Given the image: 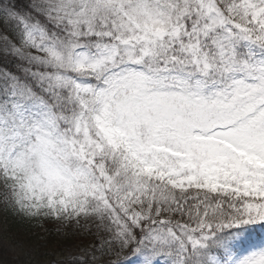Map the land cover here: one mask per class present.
Instances as JSON below:
<instances>
[{"label":"snow or ice","instance_id":"1","mask_svg":"<svg viewBox=\"0 0 264 264\" xmlns=\"http://www.w3.org/2000/svg\"><path fill=\"white\" fill-rule=\"evenodd\" d=\"M0 204V264H264V0H0Z\"/></svg>","mask_w":264,"mask_h":264},{"label":"rangeland","instance_id":"2","mask_svg":"<svg viewBox=\"0 0 264 264\" xmlns=\"http://www.w3.org/2000/svg\"><path fill=\"white\" fill-rule=\"evenodd\" d=\"M6 219H7V216L4 214L3 211L0 210V227H2L5 224V220ZM44 227L47 228V229H49V232L52 233L51 235H49L48 239L49 240L56 239V234L53 231H55V229L58 227L57 222L55 224L54 223H47V222H45ZM30 230H31V232H34L37 235H43L44 234L43 233V229L38 228V227H36V228L30 227ZM45 258H47V257H45ZM4 259H10V258L4 257Z\"/></svg>","mask_w":264,"mask_h":264},{"label":"trees","instance_id":"3","mask_svg":"<svg viewBox=\"0 0 264 264\" xmlns=\"http://www.w3.org/2000/svg\"><path fill=\"white\" fill-rule=\"evenodd\" d=\"M0 210L4 212V214L7 216V219L5 220V223H7L9 226H11L12 230L21 229L30 231V225L28 224H21L16 217L12 216L10 213H6L4 210V206H0ZM21 227V228H20Z\"/></svg>","mask_w":264,"mask_h":264}]
</instances>
